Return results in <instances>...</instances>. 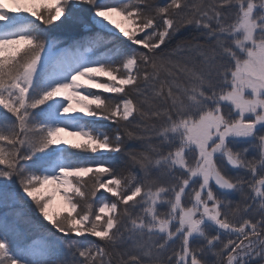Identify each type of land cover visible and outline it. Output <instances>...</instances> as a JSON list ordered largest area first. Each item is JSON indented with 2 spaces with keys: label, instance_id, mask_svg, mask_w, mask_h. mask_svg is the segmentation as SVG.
I'll return each mask as SVG.
<instances>
[{
  "label": "snow or ice",
  "instance_id": "snow-or-ice-1",
  "mask_svg": "<svg viewBox=\"0 0 264 264\" xmlns=\"http://www.w3.org/2000/svg\"><path fill=\"white\" fill-rule=\"evenodd\" d=\"M0 210V264H264V0H0Z\"/></svg>",
  "mask_w": 264,
  "mask_h": 264
},
{
  "label": "rangeland",
  "instance_id": "rangeland-1",
  "mask_svg": "<svg viewBox=\"0 0 264 264\" xmlns=\"http://www.w3.org/2000/svg\"><path fill=\"white\" fill-rule=\"evenodd\" d=\"M6 2L9 4V6L12 5V0H6ZM111 15H112L113 19H115L117 22H123V21H122V17H120L119 14H117V13H112ZM125 26H127V25L125 24ZM81 79H84V78H81ZM85 83H87V81H85ZM105 95H107V94H105ZM73 107L78 109V108L80 107V105L76 104L75 101H73ZM103 123H104L106 126H108V127H114V125H110V124H109L108 122H106V121L103 122ZM60 135H61V137L65 138V139L72 140L73 142H80V141L83 139L82 137H79V136L69 135V133H67V132H62ZM127 171H129V169L126 170V171H124V174H125V175L127 174ZM85 179H87V178H85ZM24 203H25L27 209H28V210L30 211V213L32 214V216H33L36 220H39L40 218H39V216H38L37 213H36V208H35L34 204H32V203H30V202H28V201H24ZM66 207H67V206H66V204L64 203V201H63L61 195H60V194H57V197H56V200L54 201V204H53V208H52V210H53V211H57V210L62 211V210H64ZM0 211H2V210H0ZM49 227H50V226H49ZM89 239H94V238H89Z\"/></svg>",
  "mask_w": 264,
  "mask_h": 264
},
{
  "label": "trees",
  "instance_id": "trees-1",
  "mask_svg": "<svg viewBox=\"0 0 264 264\" xmlns=\"http://www.w3.org/2000/svg\"><path fill=\"white\" fill-rule=\"evenodd\" d=\"M132 147H133V149H135V150H137V151H142V149H140V148L138 147V145H136L135 143L132 144ZM132 170H133V169L129 168V171H132ZM123 174H124V173H123ZM248 178L251 179L250 176H249ZM256 179H259V177H257ZM232 199H234L235 201L238 202V201H239V195L233 196ZM175 247L178 249L179 244L177 243V245H176ZM170 251H171V250H170ZM113 258H115V257H113Z\"/></svg>",
  "mask_w": 264,
  "mask_h": 264
}]
</instances>
